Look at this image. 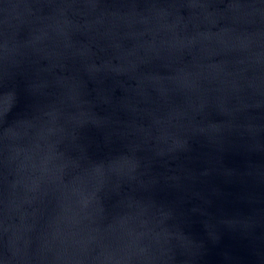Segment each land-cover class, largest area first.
Listing matches in <instances>:
<instances>
[{"label": "water", "instance_id": "obj_1", "mask_svg": "<svg viewBox=\"0 0 264 264\" xmlns=\"http://www.w3.org/2000/svg\"><path fill=\"white\" fill-rule=\"evenodd\" d=\"M0 264H264V0H0Z\"/></svg>", "mask_w": 264, "mask_h": 264}]
</instances>
